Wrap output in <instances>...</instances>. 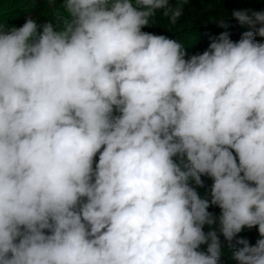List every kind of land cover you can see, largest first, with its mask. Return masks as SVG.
I'll list each match as a JSON object with an SVG mask.
<instances>
[{
    "label": "clouds",
    "instance_id": "clouds-1",
    "mask_svg": "<svg viewBox=\"0 0 264 264\" xmlns=\"http://www.w3.org/2000/svg\"><path fill=\"white\" fill-rule=\"evenodd\" d=\"M186 3L61 0L56 22L0 23V264H218L221 236L264 264V11L232 10L239 41L194 55L142 31Z\"/></svg>",
    "mask_w": 264,
    "mask_h": 264
},
{
    "label": "trees",
    "instance_id": "trees-1",
    "mask_svg": "<svg viewBox=\"0 0 264 264\" xmlns=\"http://www.w3.org/2000/svg\"><path fill=\"white\" fill-rule=\"evenodd\" d=\"M170 3L173 7L176 6L175 0H170ZM234 9L264 11V0H188V3L183 5L184 14L176 25H170L169 19L158 11L154 17V23L150 21V25L143 28L142 31L164 35L180 42L186 48L188 55L199 54L208 48L211 42L210 38L218 36L225 30L230 32V38L234 42L239 41L242 33L248 30L231 18V12ZM220 19L228 20L230 27L228 29L219 27L215 21ZM255 40L264 43V37L257 35ZM96 159L98 160V156ZM202 179L205 182V187L198 189L201 195L210 189L212 184L210 178L202 177ZM209 211L216 217L220 214V209L217 207H211ZM204 230H208L207 225ZM240 236L247 238L251 244H255L256 240L260 238L256 228L245 229L240 233ZM220 239L225 247L218 264H237L232 259V250L227 248V242L224 241L223 236ZM206 247V245H202L200 250L206 251Z\"/></svg>",
    "mask_w": 264,
    "mask_h": 264
},
{
    "label": "rangeland",
    "instance_id": "rangeland-1",
    "mask_svg": "<svg viewBox=\"0 0 264 264\" xmlns=\"http://www.w3.org/2000/svg\"><path fill=\"white\" fill-rule=\"evenodd\" d=\"M61 0L49 5L46 0H0V23L8 27L23 25L29 17L36 18L41 24L46 19L56 22L54 8H59Z\"/></svg>",
    "mask_w": 264,
    "mask_h": 264
}]
</instances>
